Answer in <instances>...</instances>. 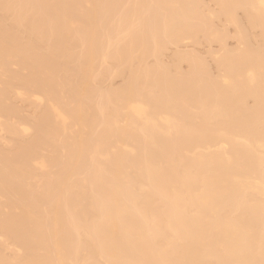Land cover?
Segmentation results:
<instances>
[{"label":"bare ground","instance_id":"bare-ground-1","mask_svg":"<svg viewBox=\"0 0 264 264\" xmlns=\"http://www.w3.org/2000/svg\"><path fill=\"white\" fill-rule=\"evenodd\" d=\"M209 1L0 0V264H264V0Z\"/></svg>","mask_w":264,"mask_h":264},{"label":"rangeland","instance_id":"rangeland-1","mask_svg":"<svg viewBox=\"0 0 264 264\" xmlns=\"http://www.w3.org/2000/svg\"><path fill=\"white\" fill-rule=\"evenodd\" d=\"M203 3H205L204 5H205V7H207V6H209V7H207L206 9L207 10H205V12L206 13H209L210 12V10H209V8L210 9H213L214 11H216L217 10V7L211 2L210 3V1L209 0H203ZM208 4V5H207ZM213 4V5H212ZM213 7V8H212ZM216 7V8H215ZM209 10V12H207ZM214 11H211V13L212 12H214ZM205 13V14H206ZM208 16H209V14H208ZM237 19V24H238V26H239V28H241V29H237L236 27L237 26H233V24H229V26H227L228 25V23H225L224 22V20H223V18H220L221 20H219V19H217V18H215L216 19V21H215V19L214 20H212V22H213V24H214V27H215V29L218 31L219 29H220V31L221 30H224V32H225V30L228 32V34H227V32H226V38H224L223 39V41L221 42V43H223V44H221L219 41V43L221 44V45H224L223 47L222 46H220L219 45V43H217V41L216 40H213V41H211L212 43H209V41H207V40H205L204 39V41H203V38H201L202 36L201 35H199L198 36V38H197V36H196V39H198V42H197V40H194V41H191V40H185V42L183 41L182 42V44L181 45H179L180 47H177V49H176V47H172V46H170L169 45V47H167V49H166V51H164V53H163V55L161 56V60L160 61H162V63H166L165 65H168L169 63H172V57H173V54L172 53H175L174 51H177V50H179V48H180V50L182 51V52H189V53H192V54H194L195 56H199L198 58H200V59H203L204 57V59H203V61L204 62H207V63H205L206 64V67H207V69H208V71H210V74L212 75V76H218L219 74H218V70L217 69H215V60L214 59H217V58H219V57H217V56H222L223 54H224V52L226 51H222V50H224V49H227L228 51H229V49H230V51H231V49H242V46H243V44L241 45L240 44V42L239 41H237L238 39H237V31L238 30H242L243 32H244V34H246L247 35V37H248V39H245V44H248L249 46L251 45V46H253L254 48L255 47H260L259 45H261L260 43H261V41H259V39L260 38H258V37H260L258 34H259V31H258V29H251L250 27H249V25H248V23L246 22V20H245V18H244V16H243V13H241V11H237L236 12V16H235ZM244 18V19H243ZM219 20V21H218ZM218 22V23H217ZM222 25H221V24ZM221 27H220V26ZM217 27V28H216ZM227 28V29H224V28ZM247 29V30H246ZM251 29V30H250ZM245 35V36H246ZM227 37H228V39H227ZM233 37H235V38H233ZM201 38V39H200ZM201 40V41H200ZM187 41V42H186ZM203 41V42H202ZM225 41V42H224ZM250 41V42H249ZM200 42V45L198 44ZM237 42V43H236ZM239 42V43H238ZM249 42V43H248ZM260 42V43H259ZM186 43V44H185ZM193 43V44H192ZM211 44V45H210ZM183 45V46H182ZM258 45V46H257ZM225 47V48H224ZM244 47V46H243ZM170 48V49H169ZM223 48V49H222ZM222 49V50H221ZM236 49V50H237ZM256 49V48H255ZM208 50V51H207ZM233 50V51H234ZM220 51V52H219ZM222 51V52H221ZM180 52V51H179ZM207 52H211V54L210 53H207ZM213 52V53H212ZM216 52V53H215ZM218 53V54H217ZM223 53V54H222ZM203 54V55H202ZM216 54V55H215ZM219 54H221V55H219ZM201 55V56H200ZM166 56V57H165ZM212 56V57H211ZM148 59H150V58H148ZM146 60V62L148 63V65H151V63L152 64H154V61H155V59H152V57H151V59L150 60ZM154 60V61H153ZM166 60V61H165ZM145 62V63H146ZM146 63V64H147ZM182 62H180L179 64H180V66H178V68H179V70L180 71H182L183 73H185L186 71H187V69H188V64L187 63H182ZM215 65H214V64ZM187 64V65H186ZM182 68V69H181ZM186 71H185V70ZM114 70H117L116 68L114 69ZM113 71V70H112ZM179 71V72H180ZM115 72V71H114ZM122 72H123V70H122ZM217 72V73H216ZM116 73V72H115ZM114 73V74H115ZM121 73V72H120ZM120 73H118L119 75H114V76H111V77H109V78H107L106 80H105V82H104V86H106V85H108L109 87H111V88H116V87H118V86H120L121 84H122V82H123V80H124V78H126V71H125V74H124V72H123V75H120ZM217 74V75H216ZM15 105H16V107L17 108H19V115L20 116H23V117H27V116H29V115H31L32 113H33V107H31L28 103H22L21 101H15ZM2 120V119H1ZM4 136V140H5V142L2 140L0 143H1V145H5L6 147H9L10 145H8V143H9V140H8V142H7V138L5 139V137H6V135H3ZM25 138L27 139L28 138V136L26 135L25 136ZM24 138V139H25ZM8 139H10V138H8ZM4 145H3V147H4Z\"/></svg>","mask_w":264,"mask_h":264}]
</instances>
